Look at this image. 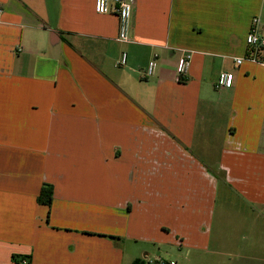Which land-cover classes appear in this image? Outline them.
<instances>
[{
	"label": "crops",
	"instance_id": "crops-1",
	"mask_svg": "<svg viewBox=\"0 0 264 264\" xmlns=\"http://www.w3.org/2000/svg\"><path fill=\"white\" fill-rule=\"evenodd\" d=\"M94 3L0 0V264H264V0Z\"/></svg>",
	"mask_w": 264,
	"mask_h": 264
},
{
	"label": "built area",
	"instance_id": "built-area-1",
	"mask_svg": "<svg viewBox=\"0 0 264 264\" xmlns=\"http://www.w3.org/2000/svg\"><path fill=\"white\" fill-rule=\"evenodd\" d=\"M135 0H95L94 3V11L97 14L105 15V14H114L118 19V33L117 40L121 42H125L127 39V33L129 29V21L131 17L132 7L134 5ZM259 23L258 18H254L251 21L249 31L247 33L245 42L246 46L249 49H252L253 54L250 57H242L235 58L234 63L239 65L242 61H252V62H260L261 60L258 58V55L262 57L264 53V37L259 35L257 31V25ZM191 55L184 54L181 56L176 65V72L178 76L184 75L190 65ZM126 63V54L122 53L120 57V61L117 63L118 67L124 66ZM155 62H149L146 69V76H151L155 70ZM232 86V74L227 72H222L219 74L218 79L216 81L215 88L216 89H225L230 88ZM22 264H26L25 261H22ZM144 264H175L170 261H147Z\"/></svg>",
	"mask_w": 264,
	"mask_h": 264
},
{
	"label": "trees",
	"instance_id": "trees-1",
	"mask_svg": "<svg viewBox=\"0 0 264 264\" xmlns=\"http://www.w3.org/2000/svg\"><path fill=\"white\" fill-rule=\"evenodd\" d=\"M253 54L252 49L247 48L246 56L250 57ZM258 58L261 60V56L258 55ZM52 200V189L49 185H43L39 195L37 197V203L39 205L49 206ZM134 264H144L143 262H135Z\"/></svg>",
	"mask_w": 264,
	"mask_h": 264
},
{
	"label": "rangeland",
	"instance_id": "rangeland-1",
	"mask_svg": "<svg viewBox=\"0 0 264 264\" xmlns=\"http://www.w3.org/2000/svg\"><path fill=\"white\" fill-rule=\"evenodd\" d=\"M259 24H260V22L258 23L257 28H259Z\"/></svg>",
	"mask_w": 264,
	"mask_h": 264
}]
</instances>
